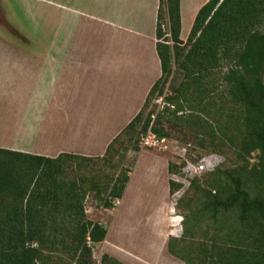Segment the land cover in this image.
<instances>
[{
	"label": "trees",
	"instance_id": "16d2710c",
	"mask_svg": "<svg viewBox=\"0 0 264 264\" xmlns=\"http://www.w3.org/2000/svg\"><path fill=\"white\" fill-rule=\"evenodd\" d=\"M181 29L180 0H160L156 48L162 75L103 156L50 158L0 148V264H97L93 248L108 228L88 217L85 202L93 192L100 207L111 209L122 198L133 166L113 159L122 149L141 150L140 135L152 116L143 120L145 107L168 83L173 64L183 79L166 97L168 121L192 133L200 149H229L236 162L191 181L176 203L186 208L183 232L169 238L168 251L184 264H264V0H209L186 42ZM163 118L158 113L152 125L159 137L169 135ZM253 152L255 163L249 160ZM97 159L118 173L73 171L72 163L81 168ZM186 163L185 170L192 164ZM182 167L184 162L169 161L171 174ZM169 186L174 195L183 184L170 179ZM189 191L197 194L195 206ZM101 264L125 263L104 253Z\"/></svg>",
	"mask_w": 264,
	"mask_h": 264
},
{
	"label": "crops",
	"instance_id": "0c3cea01",
	"mask_svg": "<svg viewBox=\"0 0 264 264\" xmlns=\"http://www.w3.org/2000/svg\"><path fill=\"white\" fill-rule=\"evenodd\" d=\"M208 1L180 0L184 42ZM36 2L40 21H33L24 49L10 48L0 58V74L9 86L7 98L0 94V148L50 158L103 156L162 75L156 48L160 0ZM170 179L168 158L141 148L119 204L100 207L109 222L95 220L108 228L99 243L106 253L125 264H159L120 250L110 223L125 222L129 233L143 230L155 241L164 235L167 242L174 235ZM153 246L152 254H162L157 243ZM164 251L174 257L167 247Z\"/></svg>",
	"mask_w": 264,
	"mask_h": 264
},
{
	"label": "rangeland",
	"instance_id": "374dc122",
	"mask_svg": "<svg viewBox=\"0 0 264 264\" xmlns=\"http://www.w3.org/2000/svg\"><path fill=\"white\" fill-rule=\"evenodd\" d=\"M41 3L36 2V0H0V37L4 38L2 40L6 41L4 43L0 42V58L4 52L10 51L14 49H24L29 34H32L29 29H34L33 21L35 23H39L40 21V12L42 8L39 7ZM31 26H25L30 25ZM33 25V26H32ZM39 29V27H38ZM8 41V42H7ZM186 42V41H185ZM34 45L40 47V43L35 42ZM3 73L0 74V94H5L4 98L8 97V83L7 76L5 78L1 77ZM183 79V74L180 72L176 66L173 64V73L166 84V86L162 90H158L155 96L150 98L147 106L145 107L143 113V120L149 117V113H152L149 128L148 130L140 135L139 146L142 148L141 139L145 136L149 131L155 133L152 129L153 122L158 113L163 114V122L164 127L169 135L166 136L168 146L166 148L163 147H150L153 151H157L165 155L169 161L181 164L184 162V167L178 170V173L172 174V179L178 181L183 184V187L175 193L171 195L170 203L174 207L173 213V222L170 225V232H173L174 238H180L183 232V215L186 212V208L177 209L176 203L178 199L183 196L186 191L188 192L190 183L194 178H203L205 174L211 172L208 170L210 166H214V170L218 167L220 168H228L235 164V156L232 151L229 149H225V153H214L209 152L206 149H200L196 141L190 138H193V134L188 132L186 129L182 131L181 128L172 124V121H168L170 119V113L172 109H166L169 104L166 101V97L171 94V91L174 87H176L180 81ZM221 86L220 88H222ZM21 90V89H19ZM2 98V97H1ZM172 108V107H169ZM172 119V117H171ZM173 125V126H172ZM140 130V129H139ZM157 134V133H156ZM158 135V134H157ZM159 136V135H158ZM138 153L133 150L125 151L122 149L120 153H118L114 159V164H119L120 166L124 165L127 168H131L133 166V161L135 160ZM258 152H253L252 156L249 158L251 163H255L258 161ZM191 162L193 165L198 163L199 161L204 162L206 164V170L202 173H195L193 171V167L191 166L188 169H184L187 164L186 161ZM73 171L75 170L81 174H89V173H98V174H108L115 175L118 173V170H113L111 165H107L103 163L101 160H93L87 163V167L82 166L79 167L78 163H72ZM201 182V180H199ZM202 183V182H201ZM188 195H194V201L192 203L195 206V200L197 194H194L189 191ZM199 195V194H198ZM196 198V199H195ZM86 209L89 212L88 217L93 220L105 219L109 222V216L106 214L103 215L101 213L102 208L98 205L97 200L93 197V192L88 196L86 202ZM98 210H95L97 209ZM113 223V222H112ZM110 223V236L114 238L116 244L118 243L119 249L126 251L130 255L143 260L145 257H152L154 261L159 264H184L183 261L176 257H167L162 255L164 248L166 249L167 242L165 241V236L163 235L160 241L155 239L146 233L145 231H136L130 232L129 229L124 226L123 223L119 222L114 226ZM205 226L202 228L204 230ZM214 234V229L211 228L208 230L207 235L212 236ZM203 235L197 234L196 238L199 240ZM155 242V243H154ZM152 243V244H151ZM154 243V244H153ZM157 243V246L160 250H162V254L155 255L152 254L150 250V246L154 248L153 245ZM156 246V247H157ZM118 248V247H117ZM106 253L103 248V245L96 244L93 248L94 258L97 264H101L102 255Z\"/></svg>",
	"mask_w": 264,
	"mask_h": 264
},
{
	"label": "built area",
	"instance_id": "2783aa9c",
	"mask_svg": "<svg viewBox=\"0 0 264 264\" xmlns=\"http://www.w3.org/2000/svg\"><path fill=\"white\" fill-rule=\"evenodd\" d=\"M142 148H150V147H163L166 148L168 146L167 144V138L166 137H159L156 133L149 131L145 136L141 139ZM193 167V171L195 173H202L206 170V164L204 162L199 161L196 164H189L187 167ZM120 202L119 199L115 200L114 205H118Z\"/></svg>",
	"mask_w": 264,
	"mask_h": 264
},
{
	"label": "clouds",
	"instance_id": "9594fccd",
	"mask_svg": "<svg viewBox=\"0 0 264 264\" xmlns=\"http://www.w3.org/2000/svg\"><path fill=\"white\" fill-rule=\"evenodd\" d=\"M208 170H209V171L214 170V166H210V167L208 168Z\"/></svg>",
	"mask_w": 264,
	"mask_h": 264
}]
</instances>
